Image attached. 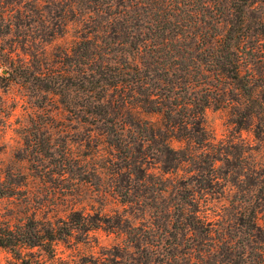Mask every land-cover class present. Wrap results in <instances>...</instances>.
Segmentation results:
<instances>
[{"label": "rangeland", "instance_id": "1", "mask_svg": "<svg viewBox=\"0 0 264 264\" xmlns=\"http://www.w3.org/2000/svg\"><path fill=\"white\" fill-rule=\"evenodd\" d=\"M118 1L0 0V171L26 175L0 198V214L64 219L78 209L108 219L58 241L55 255L35 247L33 264H264V33L240 50L241 79L210 72L214 85L176 88L179 112L181 94L210 93L201 123L167 129L162 112L135 108V120H152L177 154L192 155L164 170L155 141L123 128V87L100 78L80 88L69 66L89 19L90 36L110 45L97 61L123 66V26L109 23L122 19ZM100 102L109 114H93ZM181 195L192 202L183 216ZM13 260L0 245V264Z\"/></svg>", "mask_w": 264, "mask_h": 264}, {"label": "trees", "instance_id": "2", "mask_svg": "<svg viewBox=\"0 0 264 264\" xmlns=\"http://www.w3.org/2000/svg\"><path fill=\"white\" fill-rule=\"evenodd\" d=\"M119 1L123 10L118 19H122L116 20L115 17L109 23L111 29H115L116 22L123 26L115 30L123 32V66L110 65V59L106 63L97 61L101 52H108L110 45L100 44L90 36L91 27L95 26L90 19L86 22H90L89 25L84 26L88 28L87 34H82V39L73 48L74 58L69 59V66H74L72 70L80 88L92 91L95 87L91 86L100 78L114 87H123V106L129 118L123 121V128L130 125L142 139H153L154 156L162 161L164 170H169L192 155L177 154L179 149L172 147V138L165 137L162 129L150 119L135 120L133 111L140 107L146 112H162L165 126L172 130L177 124L187 127L188 124L195 126L201 123L200 115L212 102L210 93L200 97L181 94V100H184L179 105L184 110L179 112L176 111L177 105L173 104V95L178 92L176 88L187 91L189 87H207L206 83L214 85L210 72H214L216 77L222 74L241 79L239 52L251 41L252 35L264 33V5H255L258 1L264 4V0ZM211 6L215 7L214 12ZM215 21L220 25L214 27ZM105 43L111 42L106 40ZM127 50L129 54L125 56L124 51ZM107 106L106 102H100L97 104L99 109L92 112L105 116L111 112ZM176 138L182 139L179 135ZM189 139L198 142L202 137L190 135ZM11 176L9 170L0 171V198L14 196L18 187L25 184L24 173H17L19 179L14 181L10 180ZM179 199L177 208L183 216L185 209L189 208L185 206L186 202H192L187 201L184 195ZM59 218L29 215L13 221L12 217L0 214V245L14 252L15 260L10 264H33L35 247L55 255L57 242L70 238L77 230L87 232L109 225L105 217L78 209H72L64 219ZM253 225L256 226L255 221Z\"/></svg>", "mask_w": 264, "mask_h": 264}]
</instances>
